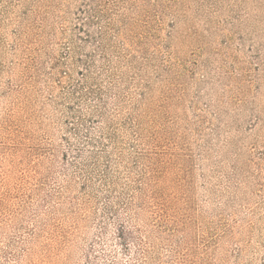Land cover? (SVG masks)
I'll return each mask as SVG.
<instances>
[{"label":"rangeland","instance_id":"obj_1","mask_svg":"<svg viewBox=\"0 0 264 264\" xmlns=\"http://www.w3.org/2000/svg\"><path fill=\"white\" fill-rule=\"evenodd\" d=\"M54 2L0 0V264H264V0Z\"/></svg>","mask_w":264,"mask_h":264},{"label":"trees","instance_id":"obj_2","mask_svg":"<svg viewBox=\"0 0 264 264\" xmlns=\"http://www.w3.org/2000/svg\"><path fill=\"white\" fill-rule=\"evenodd\" d=\"M55 0H49V4H48V8H60V3H56L54 2ZM170 3H178L180 0H168ZM54 6V7H53ZM95 26V22H91L89 24V26ZM78 31L82 32V33H88L85 29L86 27L84 25H80L77 26ZM102 41H99V44L95 45V49L94 52L98 54V58H101L100 61H97L93 58L92 61H86L85 65H87L90 69V66L92 68V65L90 64H100L103 65V67L108 66V64L110 63V56L108 54L107 48L105 49L104 46H102ZM101 44V45H100ZM95 57V55H94ZM95 64V65H96ZM91 80V81H90ZM72 97H71V101H76L78 102V106L79 108H81L82 106H86V108H91V110H93V108L96 107H90V102L92 100H94L96 98V100H98L100 102V106L106 104L104 103V101H102L103 96H104V88L102 87V85L100 84V80L97 78L92 77V75H88L86 77V79H84L83 83H81L80 85H78V87H75L73 91H70L69 93ZM74 114L75 116L72 118L74 120L73 124L71 125L70 128V132L76 136H80L82 135V133L80 134V132L82 130H80V124L83 125L84 123H93L95 120L94 118H87L83 115L82 110L76 109L74 110ZM94 117V116H92ZM98 127L100 128V125H98ZM89 130V129H88ZM87 130V131H88ZM89 135H85L84 137V143L85 145H87L88 147H100V145H102V143L96 141L95 139L92 138V136H90V132H86ZM103 147V145H102ZM90 156L88 157V159L92 160L93 164H82V167L80 168L86 175L88 176L86 178V182H85V186L88 187L90 186V183H92L94 180V178L100 180V183H102L103 187L105 186L107 188V190H109L111 188V190L107 191V192H112V188L114 189V184L115 182L111 185V183H107L110 180V174L112 171V166L107 163L105 166V170L103 172H101L100 170H98V161L100 156L99 153H93V151H89ZM107 152V151H106ZM84 155V153H82ZM101 155V154H100ZM104 155H107L104 154ZM110 162V161H109ZM92 178V179H91ZM137 187L139 188L140 194H141V206H144L145 200L147 198V192H145L144 189V184L138 182L137 183ZM153 197L154 198H159L161 196V193L159 192V190H154L152 192ZM107 209L109 211H111L110 213H114L113 212V207L111 206H107ZM122 235H120V240L123 242L122 246L123 248H125L126 252L130 251V246L128 245V240L124 234V232H121Z\"/></svg>","mask_w":264,"mask_h":264}]
</instances>
